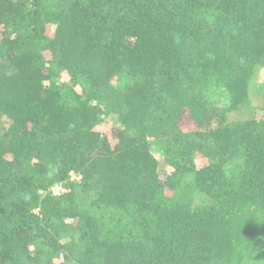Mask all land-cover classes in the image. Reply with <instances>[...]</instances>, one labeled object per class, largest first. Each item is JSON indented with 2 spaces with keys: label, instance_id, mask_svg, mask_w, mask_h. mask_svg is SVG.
<instances>
[{
  "label": "trees",
  "instance_id": "16d2710c",
  "mask_svg": "<svg viewBox=\"0 0 264 264\" xmlns=\"http://www.w3.org/2000/svg\"><path fill=\"white\" fill-rule=\"evenodd\" d=\"M261 71L264 0H0V264H264Z\"/></svg>",
  "mask_w": 264,
  "mask_h": 264
},
{
  "label": "rangeland",
  "instance_id": "374dc122",
  "mask_svg": "<svg viewBox=\"0 0 264 264\" xmlns=\"http://www.w3.org/2000/svg\"><path fill=\"white\" fill-rule=\"evenodd\" d=\"M263 82H264V71H261V73L258 75V78L255 79L251 83L250 88H249V91H250V99H251L250 108L252 109V115H253V117L256 118V119H261L263 117L262 112H261V110L259 108L260 101H261V99L263 97L262 96V93H263L262 84H263ZM107 119L109 121H111L112 123L115 122V118L114 117H111L110 116ZM154 156H155V158L157 160H161V157H160L159 154L154 153ZM166 170H169V169H166ZM72 179L74 180V178H72ZM54 194H57V191L56 190L54 191ZM201 196L198 199L199 201H201V199H202Z\"/></svg>",
  "mask_w": 264,
  "mask_h": 264
},
{
  "label": "built area",
  "instance_id": "2783aa9c",
  "mask_svg": "<svg viewBox=\"0 0 264 264\" xmlns=\"http://www.w3.org/2000/svg\"><path fill=\"white\" fill-rule=\"evenodd\" d=\"M74 178V177H72ZM57 191V193H60L61 192V186L60 185H56L54 188H53V191Z\"/></svg>",
  "mask_w": 264,
  "mask_h": 264
}]
</instances>
